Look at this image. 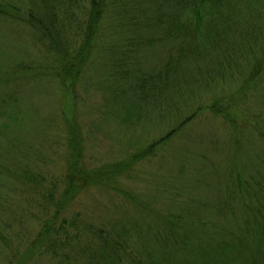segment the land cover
<instances>
[{"label": "trees", "instance_id": "16d2710c", "mask_svg": "<svg viewBox=\"0 0 264 264\" xmlns=\"http://www.w3.org/2000/svg\"><path fill=\"white\" fill-rule=\"evenodd\" d=\"M21 1L22 5L0 2V21L25 27L34 45L45 47L49 63L35 71L58 80L71 99L78 85L93 80L95 67L103 62L105 88L115 99L145 102L158 93L157 105L162 93L185 99L178 105V100L170 97L167 134L117 162L96 167L85 163V136L72 117L65 116L67 148L61 152L62 168L54 171L57 176L29 168L16 170L19 174L15 171L22 192L27 194L21 212L24 210L27 220H34L37 226L32 232L16 230L14 224L25 218L15 207L2 209L0 245L6 263L36 264L54 259L57 264H127L129 240L124 234L82 225L79 214L70 216L75 200L90 187H107L142 212L141 201L122 189L120 180L134 177L136 166L156 155L163 144L208 119L222 124L228 144L227 156L233 167L226 175L224 200L238 233L235 237L224 228L205 233L202 224L191 223L189 216L185 220L172 214L163 224L165 238L171 241L164 255L172 250L179 256L189 253L203 264H246L242 248L253 240L254 259L262 264L264 167L259 162H264V0ZM157 54L165 57L166 63L159 72H146L145 62L157 59ZM21 65L19 71L31 72V66ZM141 107L129 102L122 123H130L136 116L141 119ZM255 144L260 146L256 174L248 178L241 172L240 156L244 146L251 150ZM3 166L9 173L13 168L0 163V171Z\"/></svg>", "mask_w": 264, "mask_h": 264}, {"label": "rangeland", "instance_id": "374dc122", "mask_svg": "<svg viewBox=\"0 0 264 264\" xmlns=\"http://www.w3.org/2000/svg\"><path fill=\"white\" fill-rule=\"evenodd\" d=\"M9 1L22 5L21 0H0L3 3ZM29 33L19 24L0 21V163L13 167L10 173L4 166L0 171V212L3 208L15 207L25 219L21 224L17 221L13 228L23 229L24 233L32 232L37 222L28 221L24 210L21 212L27 194L22 192L15 171L29 168L48 177L50 174L57 176L54 171L62 168L61 152L67 148L65 116H71L85 136V163L88 167H96L117 162L167 134L169 113L172 112L170 97L177 99L178 105L185 99L170 93H162L158 105L155 100L160 93L152 94L145 102L115 99L105 88L104 62L96 64L99 66L95 67L91 83L78 85V91L71 99L58 80L42 77L35 71L49 62L45 47L35 46ZM145 63L146 72L154 73L155 69L159 72L166 58L157 54V59L150 58ZM21 64L31 66V72L19 71V68L23 69ZM129 102H133L134 107L142 105L143 116L123 124L122 112L128 109ZM222 127L216 120L194 123L185 130L187 133L182 131L163 144L156 155L138 164L134 177L120 180L122 189L131 191L141 201L142 212L110 188L90 187L75 200L70 216L79 214L84 226L124 234L129 240L127 264L132 260L137 264H185L191 259L194 264H203L201 259L196 260L189 253L179 256L169 247L165 256V246L171 241L165 238L163 224L172 214L185 220V216H189L191 223L202 224L205 233L224 228L236 237V222L227 215L230 207L224 200L226 175L233 166L227 156L228 144ZM259 147L255 144L251 150L248 146L242 148L241 172L248 178L256 174ZM259 156L263 158V154L259 153ZM259 163L264 167V162ZM5 218L10 221L8 216ZM224 237L230 238L227 234ZM248 242L242 248L244 261L259 264L254 259L257 255L254 242ZM6 260L7 255L0 245V264H5ZM57 262L42 259L36 264Z\"/></svg>", "mask_w": 264, "mask_h": 264}]
</instances>
